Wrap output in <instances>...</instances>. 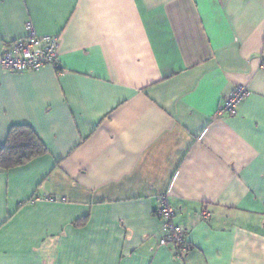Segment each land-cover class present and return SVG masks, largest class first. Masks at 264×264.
I'll list each match as a JSON object with an SVG mask.
<instances>
[{
  "label": "crops",
  "instance_id": "crops-1",
  "mask_svg": "<svg viewBox=\"0 0 264 264\" xmlns=\"http://www.w3.org/2000/svg\"><path fill=\"white\" fill-rule=\"evenodd\" d=\"M27 23L59 72L0 67V148L21 124L47 147L0 168V264H264V0H0V51Z\"/></svg>",
  "mask_w": 264,
  "mask_h": 264
},
{
  "label": "built area",
  "instance_id": "built-area-1",
  "mask_svg": "<svg viewBox=\"0 0 264 264\" xmlns=\"http://www.w3.org/2000/svg\"><path fill=\"white\" fill-rule=\"evenodd\" d=\"M59 38L52 35H39L31 23L25 26V35L6 45L0 51V67L8 71L24 72L38 70L43 66L57 64ZM249 95L244 85H236L219 107V116H233L238 107ZM47 200H52L47 197ZM155 215L161 220L162 235L158 240L159 246L171 244L176 248V257L182 258L188 252V244L184 230L174 224V209L169 205L166 196L158 197ZM202 217L209 220L210 213L202 211Z\"/></svg>",
  "mask_w": 264,
  "mask_h": 264
},
{
  "label": "trees",
  "instance_id": "trees-1",
  "mask_svg": "<svg viewBox=\"0 0 264 264\" xmlns=\"http://www.w3.org/2000/svg\"><path fill=\"white\" fill-rule=\"evenodd\" d=\"M57 61H58V58H57ZM55 69L59 72L57 64L55 66ZM10 72L24 73V72H31V71H24V72L10 71ZM46 152H47L46 145L37 136V134L33 131V129L29 125H26V124L13 125L9 128L4 144L0 148V168L9 169V168L21 166L24 163L36 157L44 155ZM154 215H155V212H154ZM84 220L85 219H82L79 222L82 223ZM173 222H174V219H173ZM182 229L184 230V228ZM161 235H162V223H161ZM185 236H186V232H185ZM186 241L190 249V245L188 243L187 237H186Z\"/></svg>",
  "mask_w": 264,
  "mask_h": 264
}]
</instances>
